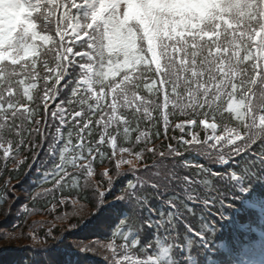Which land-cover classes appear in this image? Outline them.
<instances>
[{"label":"snow or ice","instance_id":"6c2138e0","mask_svg":"<svg viewBox=\"0 0 264 264\" xmlns=\"http://www.w3.org/2000/svg\"><path fill=\"white\" fill-rule=\"evenodd\" d=\"M6 2L14 6V11L23 9L24 17L17 22L10 14L0 23V52L11 53L0 59V80L7 73L10 81L15 71L9 72L5 61L16 65L31 57L30 63L21 64L25 79H20L18 85H26L22 95L33 107L16 99L12 83L0 88V148L7 161L13 141H7L8 147L3 141L6 135H12L16 137L12 162L17 166L50 165L39 185L51 182L53 189L30 194L34 199L55 200L57 192L77 185V195L86 192V198L100 211L109 203L115 179L124 173L121 165L133 164L132 160L115 158L117 151L134 152L137 158L149 153L151 163L190 150L226 160L251 149L258 141L264 145V114L259 115L257 124V113H264V0H207L195 6L188 0ZM241 25L243 30H239ZM141 67L143 71H139ZM122 70L120 80L110 78ZM37 80L42 86L34 98ZM141 90L156 99H145ZM49 101L56 102L55 109H49ZM41 107L42 114L38 111ZM150 108L160 110L165 133L169 109L188 117H219L222 123L217 133V124L204 119L200 122L212 129L211 134L201 138L193 133L185 139L189 135L185 132L175 138V146L166 144L164 151L149 149L147 141L142 150L134 144L118 146L117 136L108 132L109 126L117 134L122 129L126 138L133 123L139 127L141 118L151 116ZM225 112L234 114V126L231 119H224ZM9 115L12 123H3ZM38 115H43V120L37 119ZM93 115L98 116L95 125L103 129L95 142L86 140L92 135L90 126L95 127ZM17 120L21 123L16 124ZM53 122L55 130L49 136ZM186 123L196 125L197 120L189 118ZM35 137L47 141L44 159L38 158L37 149L42 145ZM104 143L111 144L110 154L101 151ZM24 151L31 152L30 162L20 159ZM97 160L108 163L112 174L108 168L97 172ZM143 168L133 165L127 171ZM93 175H97V181L90 179ZM132 187L129 185L120 195L113 194V199L128 198ZM192 195H198V190ZM21 209L27 212L28 206L22 205ZM217 214L222 215L219 211ZM130 223L125 220L119 225L121 237L126 236L122 230L129 229ZM14 227H19V222ZM46 235H51V229ZM107 247L113 248L111 244ZM88 250L90 247L82 249ZM127 253V246L122 245L123 259L117 261V250L113 248L111 264H125ZM143 254L146 259L134 264H160L159 257L146 250Z\"/></svg>","mask_w":264,"mask_h":264},{"label":"trees","instance_id":"16d2710c","mask_svg":"<svg viewBox=\"0 0 264 264\" xmlns=\"http://www.w3.org/2000/svg\"><path fill=\"white\" fill-rule=\"evenodd\" d=\"M38 30H39V22H38ZM51 34V33H49ZM52 45L49 44L48 47L50 48ZM41 56H43V51H41ZM32 58H29L27 63H30ZM8 71L12 72L13 70V76L12 79L9 81L7 79V73L5 74V77L0 80V88H3L5 83H12L13 84V95L16 97V99L19 100V96H21L20 101L26 102V98L22 95V89L26 85H18V81L20 79H25L23 71L21 67H10ZM37 69H39V63L37 64ZM139 71H143V68L141 67ZM124 74V70H122L119 74L115 75L114 77H110L111 79L120 80ZM138 73H135L133 75H136ZM151 82V76H149V83ZM27 83V81H26ZM37 88L33 90V96L34 98L39 94V89L42 86V82L39 80L36 81ZM159 86V85H157ZM97 89L99 90V86H97ZM107 90V89H106ZM7 93L5 92V96ZM140 95L143 96L145 99L151 101L155 100L156 97L150 93L147 92V90H141ZM237 99H239V96H237ZM27 103V102H26ZM33 107L32 103H27ZM6 106V105H5ZM86 108V105L84 106ZM226 107V105H225ZM53 109V108H51ZM38 111L42 114L44 112L43 107L39 108ZM151 112V116L147 118H141L139 127L135 123L131 125L129 128L128 136L125 138L123 135V130L121 129L120 133L117 134L114 130L113 126H109L108 132L112 133L113 135H116L119 139L120 145L123 144V146L128 147L131 144H134L137 146V150H142L145 141H147V147L149 149H156L160 151L165 150L166 144H173L175 146L176 139L181 137L185 132H187L189 135L185 136V139L190 138L191 133L189 130H183L181 128H175L173 126V119L169 121V128L170 132L167 136L164 132V125H163V119L160 113V110H153L149 109ZM171 111V109H170ZM171 114L174 117H177L181 115L179 112L172 113ZM105 115L107 113L105 112ZM37 119L43 120V115H38L36 117ZM131 119V117H128ZM219 118V117H218ZM93 125H95L96 115H93ZM176 119V118H174ZM220 119V118H219ZM224 119H231V122L233 126L237 123L235 121L234 114H229L227 112L224 113ZM221 120V119H220ZM222 121V120H221ZM92 134L98 135L101 131H103L102 127L100 125H95V127H92ZM196 134H198L201 138H203L205 135H208L209 133H206L204 129L198 125L196 129ZM51 135V134H50ZM10 137H14L12 135H9ZM99 138V137H98ZM74 142V141H73ZM41 143V142H40ZM75 143V142H74ZM15 146V142H13ZM154 145L151 147V145ZM42 149H37L38 152H40ZM105 151H107L106 154H109V151L106 148H101ZM135 154L134 152H131ZM149 153H145L143 158H139L136 162H133L132 165H129L127 163L121 165V170L124 172L120 177H117L115 179L114 183L118 184V190L123 191L126 189L129 185H135L136 187L142 186V191L146 194L148 197H152L153 201L157 204L153 203H147L145 202L142 207V211L147 215L148 219L152 218L153 212L152 209L157 210L159 216V220L166 224L168 230H173L172 233L168 234V245L171 248V254L170 258L167 261L168 264H181L180 262H183V264H196V258L198 255L204 252V249L202 247L201 242L197 239V237L193 234H191L188 231V228L181 220L186 219L195 229L201 231L205 235L212 236L213 240L215 239L216 233L218 231H223L226 227L227 221L231 219V212L234 214V210L227 206V203L230 201L229 194L225 193L224 188V181L222 179V176H224L222 171L224 168H215L214 167L219 164V162H222L223 158L209 155L207 153H204L202 151L197 150H190L188 152H185L183 155L180 156H169L164 158H157L152 161L148 159ZM39 159H44V155H39ZM8 160L11 161L9 166L5 171V164L3 162V151H0V171H2L3 175H9L15 180L21 179V175L26 172V168L23 164H20L17 166L16 163L12 162V157H8ZM20 159H28L29 162L31 161V152L30 151H24L23 154L20 156ZM98 163H101L99 160H97ZM145 164H150L148 168H143ZM45 164L41 165L38 164V166H44ZM135 166L136 168H143L140 170H131L127 171L128 168ZM213 165V168L211 169ZM14 168H11V167ZM160 166V168L164 171L170 170L172 174L176 176H184L183 178L187 177V180L181 179L178 182L173 178H167L166 180H160L158 178L162 177L160 175L158 178L154 176V173L156 172V169ZM17 167H20L17 169ZM211 171L209 172V170ZM209 172V173H208ZM208 173V174H207ZM109 174H112V169H109ZM21 177V178H20ZM189 177L192 178V180L195 182V185L192 184V182L188 179ZM41 178V177H39ZM125 178V179H123ZM5 177L2 179V183H4ZM82 182V179H81ZM147 184H145V183ZM50 183V182H49ZM187 185L188 188L182 190V188ZM205 188V191L203 193H199L202 188ZM198 190V195L194 196L192 193L194 191ZM19 189H17V192L19 193ZM66 193H70L73 195L78 196L84 203H88L91 208V220H94L96 217V214L94 211H97L95 207L92 206L90 201L86 198L87 193H83V195H77L79 192V188L77 185H73L71 188L65 189ZM12 193V192H11ZM17 193V194H18ZM7 187L4 185V191H1L0 193V205L1 208L4 207L6 200H7ZM231 197V196H230ZM252 197H255L256 200L264 202V197L259 198L252 194ZM229 199V200H228ZM198 201L200 202H208V204L212 208H207L203 204H197ZM34 205L41 210H45L48 208V201L38 202L36 201ZM117 205H113L112 212H114V215H111V218L113 221H116L120 218L119 221L115 222L113 227L111 228L115 235H120L119 225L125 221H130L129 229H124L125 233L133 230L135 232V235L131 237L132 241H135L137 239L136 231L134 229V224L140 225L138 220H136L135 217H131L126 210L119 211ZM209 210H211L214 213H210ZM221 212L222 215H218L217 212ZM247 215V214H246ZM55 215H51L48 218V221L54 218ZM117 217V218H114ZM82 217L77 215L76 213L71 212L70 210H62L59 213V217L57 216V225L52 224L53 226L51 229V235H46V233L49 232L50 226H46L47 222L45 224H41V235L37 236L38 241L34 242L33 245L27 247V255L26 259L28 262H36V264H111L112 259V252L108 254L105 249L100 248L101 254L98 256L101 258V261H98L96 259H90L86 263L83 259L76 260L75 258H72L68 255H65L64 260L65 263L59 262V250L62 245V240H65V233H68L70 231H75L80 228L79 226L82 225ZM144 218V217H143ZM228 218V220H225ZM145 222L148 221L146 218ZM100 221L97 222V224L102 223ZM225 220V221H224ZM105 221V220H104ZM107 222V221H106ZM152 225L158 229V226L156 225V220L153 219ZM139 223V224H138ZM73 225H77L76 228H73ZM228 225V224H227ZM101 230L104 228L100 227ZM27 231V230H26ZM28 234V231H27ZM28 237L31 238V234H28ZM108 236L106 235V238ZM56 238V239H53ZM122 238V237H121ZM30 240V239H29ZM162 240V246L166 245L167 243ZM42 243L44 246H37V244ZM219 246L218 242H216ZM30 244V243H29ZM185 257L190 259L188 262H185ZM117 261H120L123 259L122 255L117 252L116 256L114 257ZM217 261V260H216ZM125 263H131L130 260L125 261Z\"/></svg>","mask_w":264,"mask_h":264},{"label":"rangeland","instance_id":"374dc122","mask_svg":"<svg viewBox=\"0 0 264 264\" xmlns=\"http://www.w3.org/2000/svg\"><path fill=\"white\" fill-rule=\"evenodd\" d=\"M188 2L192 3L195 6L198 3H206L207 0H188ZM5 3H7L6 0H0V23H3V18L6 17L5 11L3 9V5ZM10 11H11V15H13L14 17L16 16V20L19 21V18H21V20L23 19L24 17L23 9L19 11H14V6H13ZM78 213L79 215H83L82 217H85L86 215H88L89 211L88 209H82V210H78ZM1 217H2V212L0 211V220ZM26 242L27 240H25V237L23 236L22 232L11 233L8 232V230L6 229L0 230V248L15 244H23ZM164 255H166V253ZM246 264H264V252L262 253L261 251L257 252V250L249 249L248 259Z\"/></svg>","mask_w":264,"mask_h":264},{"label":"clouds","instance_id":"9594fccd","mask_svg":"<svg viewBox=\"0 0 264 264\" xmlns=\"http://www.w3.org/2000/svg\"><path fill=\"white\" fill-rule=\"evenodd\" d=\"M13 6L12 5H10V4H7V3H5L4 5H3V9H4V11H5V15L6 16H8V15H10L11 14V8H12ZM7 55H11V53H6V52H0V59H3L5 56H7Z\"/></svg>","mask_w":264,"mask_h":264}]
</instances>
